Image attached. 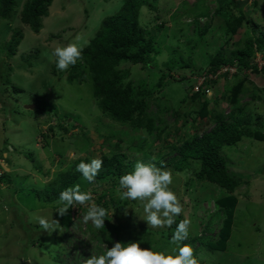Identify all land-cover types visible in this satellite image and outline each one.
Listing matches in <instances>:
<instances>
[{"label":"rangeland","instance_id":"374dc122","mask_svg":"<svg viewBox=\"0 0 264 264\" xmlns=\"http://www.w3.org/2000/svg\"><path fill=\"white\" fill-rule=\"evenodd\" d=\"M125 1L55 0L39 34L21 22L28 0H16L15 10L0 20V72L4 73V78L0 75V176L10 178L9 183L0 182V264H87L92 254L106 252L119 242V233L111 229L104 233L85 223L90 205L106 208L105 227L119 228L124 238L133 228L138 238H144V227L153 233L146 238L147 248L173 252L171 239L162 233L172 235L176 225L165 230L149 227L138 216L143 211L139 201L118 199L116 176L99 184L82 179L77 185L91 192L93 200L69 208L64 215L56 211L62 204L45 203L47 186L71 170L75 161L115 155L127 165L143 161L172 172L171 187L184 209L176 223L191 220L185 243L193 248L198 264H264V54L250 59L257 71H239L236 66V54L248 41L264 36V0H235L244 16L235 33L228 23L231 14L240 15L233 6L223 8L227 0H141L140 26L146 38L156 42L160 67L149 71L124 64L122 68H130L128 82L145 83L152 94L146 101V115L155 121L150 134L105 117L94 98L90 73L86 71L84 83H68L69 69L59 71L52 55L56 47L69 43L86 47L103 20L117 14ZM16 31L23 40L16 56L7 59L4 50ZM219 52L235 65L222 68L217 83L211 84L215 76L207 73ZM194 72H201L204 79ZM169 73L173 80L164 79ZM202 80L210 93L196 96V82ZM14 87L24 92L16 94ZM36 95L54 104L56 114L37 116L29 110ZM233 109H241L239 116H252L263 126L262 139L243 138L221 153L227 165L250 179L229 192L197 178L199 161L191 159L188 170L176 172L183 145L201 129L212 131L223 123L212 121L211 114L226 118ZM39 215L58 221L54 232L39 227L35 220ZM228 223L232 233L227 238L222 232ZM221 242L224 249L215 247Z\"/></svg>","mask_w":264,"mask_h":264},{"label":"trees","instance_id":"16d2710c","mask_svg":"<svg viewBox=\"0 0 264 264\" xmlns=\"http://www.w3.org/2000/svg\"><path fill=\"white\" fill-rule=\"evenodd\" d=\"M55 0H28L23 7L21 13V22L29 27L33 33L39 34L43 28V20L48 17L49 9ZM227 6H233L239 18L231 14L228 23L231 33H235L244 20L242 8L235 0H227ZM144 3L141 0H126L118 13L114 16L107 17L101 23L95 37L91 42L83 48L82 59L75 66L69 68L66 80L68 83H84L87 79L86 71L92 77L93 95L98 101V107L101 113L112 122L121 125H131L136 130H146L149 134L154 130L155 121L147 117V97L152 95L146 89L145 83L140 86H134L133 82H128L130 77V68L126 70L122 65L139 66L145 70H154L160 67L155 55V40L146 38L141 26L140 16ZM16 8V0H0V20H6L10 13ZM222 9V8H221ZM23 40V34L20 31L14 32L10 42L4 50L7 59H13L16 56L17 49ZM256 53L264 54V36L251 39L245 45L243 50L236 54L238 65L241 70L257 71V66H251L250 59ZM235 62L226 60L224 54L219 52L210 64V70L207 75H215L224 67L234 66ZM169 68L168 71H172ZM166 70V69H165ZM264 73V66L262 69ZM196 72H194L195 74ZM2 78L4 73L0 72ZM196 76L202 77V73H196ZM164 79L173 80L171 73L165 74ZM214 84L217 81L212 82ZM211 83V84H212ZM208 84V83H207ZM205 86V85H204ZM208 86V85H207ZM144 88L142 92L139 90ZM16 94L23 93L22 88L14 87ZM196 96H205L203 91L195 93ZM34 114L39 116L56 114V106L47 102L44 96L36 95L34 102ZM241 109H233L226 118L223 114L216 112L211 114V120H222L223 123L218 125L212 131L205 132L201 129L199 134L192 141L185 143L181 148V158L175 162L176 172L182 173L189 169V160L201 162V171L197 174L200 180H207L210 183L221 185L229 192H233L239 185L240 181L247 182L250 177L236 173L229 165L226 158L221 154L225 147L235 146L243 138L262 139L263 126L254 122L252 116H239ZM205 114L202 115L204 117ZM61 129L67 133L68 131L61 126ZM264 138V137H263ZM197 142L200 144L197 146ZM103 167L99 174L91 184H99L103 179L110 176L119 178L122 174L132 170L134 166L125 164L120 156H103ZM91 159H79L74 162L71 170L64 174H59L56 179L47 186L44 197L45 203L50 205L62 204L58 197L60 192L73 187L83 179L81 173L76 170L77 165L81 162H89ZM164 168L163 166H157ZM0 182L9 183L8 176H1ZM90 184V182H89ZM39 196V194H37ZM106 192L100 197L105 199ZM63 205V204H62ZM106 209V208H105ZM81 208H78V212ZM232 218V214L230 215ZM231 220V219H230ZM232 224V220H231ZM227 224L226 230L223 231L224 236L230 235L232 225ZM173 225H176L175 223ZM108 229L117 230L119 233L118 241L121 243H139L141 248H147L146 238L153 235L144 227V238L136 236L134 228L129 231L127 238L120 234V229L114 226L104 227L102 231L107 232ZM167 239L171 237L169 231L162 233ZM96 237V234L95 236ZM223 244V242H221ZM218 243L215 247L221 246L224 249L226 244Z\"/></svg>","mask_w":264,"mask_h":264},{"label":"clouds","instance_id":"9594fccd","mask_svg":"<svg viewBox=\"0 0 264 264\" xmlns=\"http://www.w3.org/2000/svg\"><path fill=\"white\" fill-rule=\"evenodd\" d=\"M82 53V44L69 43L56 47L52 55L56 58V68L59 71H66L82 59ZM220 71L214 75V81L219 79L216 76ZM204 87L203 91L209 94L206 91L209 90L207 89L209 86ZM201 91L202 88L198 92ZM103 163L100 158H93L89 162L81 161L76 170L81 173L84 180L91 183L99 174ZM172 184L173 174L170 170L138 161L132 170L118 178V199L120 201H139L143 211L138 216L146 221L149 227L157 230L170 229L176 223V217L181 216L184 212L181 199L173 191ZM58 199L63 206L56 211L60 215H64L69 208L88 204L93 200V196L91 192L81 191L80 185H75L60 192ZM107 215L108 211L104 207L90 205L83 220L85 223L91 222L93 227L99 230L105 227ZM35 220L39 227L48 233L55 231L58 222L53 219V216L45 215H39ZM190 227L191 220L187 218L176 223L175 230L170 237L171 243L175 246L171 253L157 251L152 246L141 248L139 243L116 242L106 252L100 255L92 254L87 259V264H198L193 248L185 243L190 237Z\"/></svg>","mask_w":264,"mask_h":264},{"label":"built area","instance_id":"2783aa9c","mask_svg":"<svg viewBox=\"0 0 264 264\" xmlns=\"http://www.w3.org/2000/svg\"><path fill=\"white\" fill-rule=\"evenodd\" d=\"M206 77V76H205ZM199 79H204V77L202 78V77H200ZM204 81L202 80L199 84H198V82H197V85L195 86V91L196 92H198V91H200V89L202 88H205L204 87ZM207 91V93H210V90H206Z\"/></svg>","mask_w":264,"mask_h":264},{"label":"water","instance_id":"95a60500","mask_svg":"<svg viewBox=\"0 0 264 264\" xmlns=\"http://www.w3.org/2000/svg\"><path fill=\"white\" fill-rule=\"evenodd\" d=\"M29 110H33L35 108V106H28L27 107Z\"/></svg>","mask_w":264,"mask_h":264}]
</instances>
